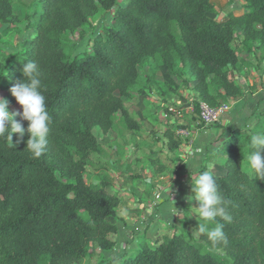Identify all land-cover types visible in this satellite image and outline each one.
Masks as SVG:
<instances>
[{
    "label": "trees",
    "instance_id": "obj_1",
    "mask_svg": "<svg viewBox=\"0 0 264 264\" xmlns=\"http://www.w3.org/2000/svg\"><path fill=\"white\" fill-rule=\"evenodd\" d=\"M16 1L0 0V23L23 22L26 30L19 50L8 52L0 44V98L16 104L22 114L10 89L24 79L23 64L34 61L51 122L48 146L39 158L26 149L27 132L23 138L14 133L12 141L0 137V264H79L93 246L113 252L111 235L118 227L108 219L121 204L118 192H108L111 182L102 168L96 180H86L88 161L104 151L92 127L107 134L119 114L128 130H136L123 98L145 96L156 87L159 66L168 74L189 71L198 80L197 113L199 101L217 104L210 86L236 100L234 43L239 33L264 58V0H242L246 10L229 12L222 21L207 16L216 12L215 0H34V9L23 16L16 13ZM101 11L111 14L110 26L87 50L71 57L68 35L84 38V27ZM144 65L147 70L140 72ZM261 115L251 134L230 130L213 152L222 171L211 173L232 217L230 222L216 218L224 224L228 245L214 248L199 234L195 214L189 224L196 239L172 224L171 234L152 244L142 236L135 252L118 264H264V178L240 166L252 150V135L264 133ZM15 119L27 129L20 115ZM163 137L167 151L178 155L174 131L167 127ZM145 162L153 178L168 166L167 159L152 154ZM203 171L204 166L198 174ZM198 206L194 200L182 211Z\"/></svg>",
    "mask_w": 264,
    "mask_h": 264
},
{
    "label": "rangeland",
    "instance_id": "obj_2",
    "mask_svg": "<svg viewBox=\"0 0 264 264\" xmlns=\"http://www.w3.org/2000/svg\"><path fill=\"white\" fill-rule=\"evenodd\" d=\"M214 3L216 12L207 16L216 21L225 19L229 12L246 10L242 0H215ZM34 7V0H17L15 3L19 16L30 13ZM110 24L111 14L101 11L84 27V38L80 39L76 33L68 35L73 44L70 56L87 50L92 40L103 36V30ZM25 34L23 22L10 26L0 23V44L5 51L19 50ZM254 46L253 41L244 40L238 33L234 48L239 61L233 77L240 95L236 100L225 99L222 92L210 86L209 93L216 94L217 104L212 107L199 101L197 113L194 102L198 98V80L189 71L168 74L159 66L155 74L156 87L145 96L133 93L123 98L124 108L137 123L136 130H128L119 114H115L114 127L107 134L92 127V133L104 151L88 161L90 171L86 180H96L99 168H102V174L107 172L111 182L108 192H118L121 204L116 215L108 219L118 227V233L111 235L115 242L113 252H100L93 246V252L79 264H105L106 261L118 264L124 255L135 252L142 236L152 244L164 235L169 236L173 231L169 227L172 224L177 230L189 232L190 239H196L197 234L189 224L195 213L189 214L195 209L190 208L186 214L182 211L183 206L194 202L187 199L192 195L191 178L194 181L203 166L205 171L221 172L213 156L217 140L228 136L230 130L251 134L255 118L264 113V58ZM147 67L144 65L139 71L145 72ZM9 110L18 112V107L12 104ZM167 127L174 131L178 155L166 149L163 132ZM150 154L168 162L166 170L154 178L145 162V157ZM247 158L243 156L240 166L251 175Z\"/></svg>",
    "mask_w": 264,
    "mask_h": 264
},
{
    "label": "clouds",
    "instance_id": "obj_3",
    "mask_svg": "<svg viewBox=\"0 0 264 264\" xmlns=\"http://www.w3.org/2000/svg\"><path fill=\"white\" fill-rule=\"evenodd\" d=\"M22 73L24 79L11 87L10 92L16 101L22 106V114L9 110V101L0 98V137L12 141L14 133L23 138L29 134L27 148L33 158L41 157L48 146L51 117L47 111L46 98L41 90V71L38 64L29 61L23 64ZM18 115L23 121L28 122L27 129L23 123L15 119ZM252 150L248 155V162L254 171L255 177L264 178V133H256L251 137ZM189 167L192 169L191 164ZM191 192L189 201H198L196 216L200 217L198 227L195 229L199 234L206 235L211 245L219 247L227 246L229 241L224 231V224L217 221L221 217L224 221H231L232 217L227 210V202L219 190L217 180L210 171L200 172L193 181L191 178Z\"/></svg>",
    "mask_w": 264,
    "mask_h": 264
},
{
    "label": "crops",
    "instance_id": "obj_4",
    "mask_svg": "<svg viewBox=\"0 0 264 264\" xmlns=\"http://www.w3.org/2000/svg\"><path fill=\"white\" fill-rule=\"evenodd\" d=\"M196 212V211H195Z\"/></svg>",
    "mask_w": 264,
    "mask_h": 264
}]
</instances>
